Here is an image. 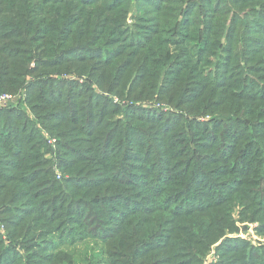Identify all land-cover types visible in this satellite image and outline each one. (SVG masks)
<instances>
[{
    "label": "trees",
    "instance_id": "16d2710c",
    "mask_svg": "<svg viewBox=\"0 0 264 264\" xmlns=\"http://www.w3.org/2000/svg\"><path fill=\"white\" fill-rule=\"evenodd\" d=\"M141 1L149 0H0V94L21 88L32 54L45 55L40 68L89 78L43 82L29 98L62 150L58 165L69 177L62 182L43 157L46 141L35 125L23 112L3 111L0 214L7 213L9 238L43 241L66 231L71 244L99 240L102 264H204L226 240L214 264H264V244L255 250L227 236L239 231L235 207L239 222L264 225V151L241 129V119L264 125V69L246 77L247 66L221 53L240 52L241 39L245 61L264 66V0H182L199 17L193 32H164L182 8L153 6L163 13L160 32L139 29L127 40L119 24L131 11L149 12ZM256 6L259 28L250 24ZM226 12L237 32H217ZM84 51L106 56L92 61ZM208 65L222 74L207 76ZM235 69L242 77H233ZM93 84L134 103L170 102L182 116L109 98L92 102L85 95ZM208 114L217 116L194 121ZM10 252L7 264L15 262Z\"/></svg>",
    "mask_w": 264,
    "mask_h": 264
},
{
    "label": "rangeland",
    "instance_id": "374dc122",
    "mask_svg": "<svg viewBox=\"0 0 264 264\" xmlns=\"http://www.w3.org/2000/svg\"><path fill=\"white\" fill-rule=\"evenodd\" d=\"M172 0H167L165 4H163V0L159 2V0H149L148 2L141 1L143 4L149 8V12L144 10V13L134 17V11H131L127 16L126 19L121 21L119 24V30L120 32H129L125 38H129L130 34L132 32H140L139 29L147 30L146 32H160L159 28L162 27L161 25V16H163V13L159 12L158 14H154V9L152 8L155 6L156 8L161 7L165 8L166 12L167 10H176L179 11L180 8H182V11L174 17V20L172 23L164 27V32H193L195 25L199 21V17L196 12H191L188 8V5L182 4V0H177L176 5L171 4ZM213 2H217V5L222 2V0H212ZM150 2V3H149ZM158 4V5H157ZM191 5H194L191 4ZM160 9V8H159ZM259 6H256L254 9H252L250 12L252 17V20L250 21L251 25H255L259 28L258 22L261 20L259 19ZM151 12V13H150ZM224 17V22L220 25V29L217 32H237L239 28H236L234 23L236 20H233L232 14H228ZM238 16V15H237ZM255 20V21H254ZM163 28V27H162ZM201 30V27L200 29ZM246 32V31H245ZM254 36V35H252ZM241 49L240 52L232 54V51L230 53H224L225 50H222V54L226 56H231L230 62L233 64H239V61L242 62V65L245 67L247 66L248 69H246V77L247 76H253L254 78H258L259 71L264 69V66H261L255 62L245 61L244 56L249 55L248 50L245 47H242L241 45V39L238 41ZM96 48V47H94ZM92 50V49H91ZM58 49H55L51 55L56 56L58 53ZM80 56H84L89 58L92 61H96L99 59H103L106 55L103 53L102 55H97L94 52L90 51H84L79 54ZM45 55H38V54H32L31 58L33 61H31V65L29 68L31 69V73L28 74L23 81V84L19 90H17L16 93H10L12 91H9V93H2L12 96V99L5 104H0V120H3L7 115L3 113V111L15 109L20 112H23V114L27 117V119L32 122L35 125V130L37 134L44 139V142L46 141L47 148L41 149V152L43 154V157L49 165H53L52 167L53 173L55 174V177L57 180H60L61 182L67 178L66 174H63L60 168V165H58L59 161H61V151L58 147V140L56 137H53L46 129H44V125L40 124L38 122L37 116L35 113H39V110H36L35 112L32 109V104H36L37 101L31 100L29 101V98L36 94L39 90V88L42 86V83H63L65 85H68L69 82L73 85V82L76 84H82L86 83L87 80L89 81V78L86 76H80L76 73H70V72H64L63 67H54L50 68V66H44L40 68V62L37 61L38 58H44ZM258 57V56H257ZM210 62H214V57L210 56L209 59ZM93 64V62L89 63ZM218 66L215 65L214 67L209 66L203 69L202 72H205L207 76H211L212 78H217L218 75L222 73H216ZM242 77L241 71L238 69H235L233 73V77ZM261 75L264 76V73ZM245 77V78H246ZM161 78H163L161 76ZM45 89V88H44ZM49 89V88H48ZM47 89V90H48ZM57 89V86L55 87V90ZM92 91H89L86 93L85 98L87 96H92L91 101L96 102L98 98H109L113 101L114 104H119L121 106L125 105H134V106H143L146 108H155L162 110L163 112H171L174 113L176 116H182L178 110L173 108L172 103L163 101L161 99L156 100L153 98L152 100H144V101H138V102H132L126 99H120L116 97L115 95L108 94L109 92L99 89L96 85H92L91 87ZM7 92V91H6ZM0 94V95H2ZM29 94V95H28ZM97 96V97H96ZM169 95L164 94L162 99L168 100ZM161 101V102H160ZM32 103V104H31ZM215 114H218L215 112ZM212 116L217 115H211L208 114L205 117L198 116L194 118V121L196 119L197 122H206L211 120L213 118ZM116 118V117H113ZM190 118V117H189ZM227 117H223L222 122L223 125L229 126L231 124L230 121L226 120ZM225 120V121H224ZM242 125L244 127H241V129L247 134L254 137V140L252 144H255V148L258 152L264 151V141L261 139V133H264V125L260 120H253L250 122L243 121L241 119ZM259 133V135H256ZM81 135H79L80 137ZM193 140V137H191ZM249 164V163H248ZM247 164V165H248ZM255 164L263 165L262 163L256 162V161H250V165L253 166ZM251 170V167H250ZM62 178V179H61ZM69 179V177L67 178ZM2 209V206H0V211ZM241 208L235 207L231 212V218L234 221V226L237 228L238 233L230 234L228 233L227 236H231L229 238H238L240 240H244L246 244L253 247L255 250H260L262 244H264V225H260L258 221H251L250 219H246L242 222H239ZM250 218V215H249ZM8 227H7V213L0 214V264H7V252L8 250L11 251L9 258H12L15 260V262H19L20 264H102L104 259V253H103V246L100 243L99 240L94 241L91 239H85V240H77L74 244L70 243V236L64 235L66 231L61 235H55L54 237L47 238L43 241L36 240V241H16L15 238H9L8 234ZM224 239V238H223ZM226 241V240H225ZM225 241L222 242V244L217 248V244L213 245L204 258L205 262L204 264H214L218 262L220 259L221 251H218V249L221 248V246L225 243ZM220 243V242H219ZM217 245V246H216ZM15 262L13 264H15Z\"/></svg>",
    "mask_w": 264,
    "mask_h": 264
},
{
    "label": "built area",
    "instance_id": "2783aa9c",
    "mask_svg": "<svg viewBox=\"0 0 264 264\" xmlns=\"http://www.w3.org/2000/svg\"><path fill=\"white\" fill-rule=\"evenodd\" d=\"M12 99V96L7 94L0 95V104H5L6 102L10 101Z\"/></svg>",
    "mask_w": 264,
    "mask_h": 264
}]
</instances>
